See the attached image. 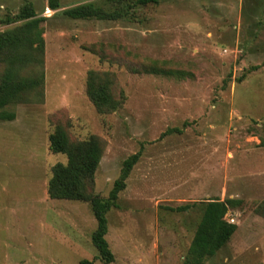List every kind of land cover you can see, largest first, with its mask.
Here are the masks:
<instances>
[{"label": "rangeland", "instance_id": "rangeland-1", "mask_svg": "<svg viewBox=\"0 0 264 264\" xmlns=\"http://www.w3.org/2000/svg\"><path fill=\"white\" fill-rule=\"evenodd\" d=\"M49 1L0 0V32L26 4L45 18L44 95L0 119V264H188L200 202L214 198L239 200L226 214L237 229L204 264H264V0H58L46 16ZM86 2L119 17L64 14ZM90 70L110 74L116 110L97 111ZM57 126L104 140L94 198L142 152L107 213L111 263L92 243L91 200L48 195L66 162L49 148Z\"/></svg>", "mask_w": 264, "mask_h": 264}, {"label": "trees", "instance_id": "trees-1", "mask_svg": "<svg viewBox=\"0 0 264 264\" xmlns=\"http://www.w3.org/2000/svg\"><path fill=\"white\" fill-rule=\"evenodd\" d=\"M141 4L157 3L159 0H138ZM49 7L60 6L58 0H50ZM70 18L115 19L116 11L107 12L92 2L82 3L64 11ZM44 17L37 16L32 4H26L19 12L9 18V22H20L12 28L0 32V119L12 120L15 113L4 110L11 104L31 101V97L42 98L44 95ZM165 70H163L164 72ZM172 71H166V73ZM165 73V72H164ZM112 79L107 72L90 70L87 78V94L99 113H109L120 104L111 91ZM262 130L264 131V125ZM49 148L53 153L66 156V162H58L52 167L48 182V195L53 199L91 200V208L97 220V227L92 233V243L104 263L114 261V254L106 239L108 232L107 213L118 207L119 193L126 187V180L134 165L141 157V151L128 156L121 168L119 177L114 181L108 198H94L89 193L94 175L101 161L105 142L97 135L87 139L72 141L62 126H57L49 135ZM264 144V141H263ZM239 200H220L214 198L203 205L202 216L196 226L194 236L186 255L188 264H204L224 247L237 229V224L226 218L229 204ZM196 202L178 206L179 211H186ZM264 215V202L257 207ZM80 264H95L93 260L82 259Z\"/></svg>", "mask_w": 264, "mask_h": 264}, {"label": "built area", "instance_id": "built-area-1", "mask_svg": "<svg viewBox=\"0 0 264 264\" xmlns=\"http://www.w3.org/2000/svg\"><path fill=\"white\" fill-rule=\"evenodd\" d=\"M52 13H54V9L50 8L49 6H46L43 14L47 16L51 15Z\"/></svg>", "mask_w": 264, "mask_h": 264}]
</instances>
